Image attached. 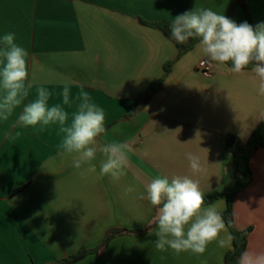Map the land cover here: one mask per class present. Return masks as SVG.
<instances>
[{
    "label": "crops",
    "instance_id": "1",
    "mask_svg": "<svg viewBox=\"0 0 264 264\" xmlns=\"http://www.w3.org/2000/svg\"><path fill=\"white\" fill-rule=\"evenodd\" d=\"M246 2L255 28L264 22V0ZM195 7L244 22L238 0H0V38L15 33V43L30 54L34 87L24 104L41 85L52 93L50 106L62 103L68 80L69 114L87 91L106 113L99 142L133 146L127 175L114 182L100 175L99 153L96 171L81 175L83 168H73L71 158L59 154L57 125L12 128L23 105L0 122V264H57L87 251L74 264H225L233 240L231 249L212 243L203 255L159 251L154 225L106 241L112 231L152 225L156 209L138 197L156 175H189L204 195L233 188L237 177L225 136L247 141L264 122V97L251 70L233 74L210 63L212 76L205 77L196 46L178 59L177 45L142 23L172 22ZM168 62L175 63L159 85ZM144 94L151 99L133 111ZM5 130L11 139H4ZM188 152L200 157L203 173L191 172ZM251 170L253 182L234 199V219L240 231L252 229L246 250L264 252V149L254 154ZM129 186L135 191L126 192ZM212 204L222 213L227 208L225 197Z\"/></svg>",
    "mask_w": 264,
    "mask_h": 264
},
{
    "label": "clouds",
    "instance_id": "2",
    "mask_svg": "<svg viewBox=\"0 0 264 264\" xmlns=\"http://www.w3.org/2000/svg\"><path fill=\"white\" fill-rule=\"evenodd\" d=\"M170 32L178 44L190 38L197 40V50L205 63L233 74H242L252 66L257 94L264 97V22L254 28L247 22L237 24L211 8L195 7L172 19ZM29 56L27 49L15 43V33L0 38V122H8L15 109L23 105L22 112L11 123L12 128L57 125L63 134L59 154L70 157L73 168H83L81 175L96 171L93 162L99 153L103 157L102 177L109 176L116 182L126 176L133 146L128 141L99 142L106 132V113L87 91H81L75 98L78 103L71 114L65 108L74 103L68 80L62 82V103L50 106L52 93L41 85L36 87L35 99L24 104L34 87L30 82ZM3 137L12 138L8 130ZM185 155L193 174L205 171L198 155L191 152ZM134 191L133 186L126 188V192ZM145 193L138 198L146 199L156 209L152 225L157 250L203 255L212 243L231 249L233 236L228 232L231 221L226 225L222 210L215 204L205 205L198 180L189 175H156L145 185ZM237 264H264V252L245 250Z\"/></svg>",
    "mask_w": 264,
    "mask_h": 264
},
{
    "label": "trees",
    "instance_id": "3",
    "mask_svg": "<svg viewBox=\"0 0 264 264\" xmlns=\"http://www.w3.org/2000/svg\"><path fill=\"white\" fill-rule=\"evenodd\" d=\"M238 3L241 5L244 12V22L249 23L250 25L253 22V15L251 9L246 2V0H238ZM144 25H148L160 30L168 39L173 41L178 49L180 59L182 56L187 54L189 51L193 50L197 45L198 41L190 38L184 44H178L174 39L171 38L170 32V24L171 22H159V23H148L142 21ZM175 62H168L164 67V76L159 82V85H162L164 80L169 76L172 71L173 65ZM252 66H249L246 70H251ZM151 99V94H144L138 99H136L132 104L133 111H139L144 109L149 100ZM225 146L226 150L233 157V163L235 167L236 173V183L233 188L226 190H215L205 195V205H209L219 200L222 197H225L227 200V208L222 213L223 218L226 222V225L229 221L231 224L228 226V229L233 236V248L225 255V264H237L240 254L247 249L248 239L252 232V229H247L245 231H240L234 219V199L241 191L248 188L253 182V172L251 170V160L254 154L260 150L264 149V122L260 123L251 133L249 139L247 141L242 140L240 137L232 134H227L225 136ZM154 225L149 226L147 229L143 231H112L108 234L106 241L108 242L110 239L122 235L124 233H145L148 229L153 227ZM90 252H81L64 260H61L57 264H74L77 261L83 259Z\"/></svg>",
    "mask_w": 264,
    "mask_h": 264
},
{
    "label": "built area",
    "instance_id": "4",
    "mask_svg": "<svg viewBox=\"0 0 264 264\" xmlns=\"http://www.w3.org/2000/svg\"><path fill=\"white\" fill-rule=\"evenodd\" d=\"M198 70L203 74L205 77H211L212 71L210 63H205L204 60H202L198 65Z\"/></svg>",
    "mask_w": 264,
    "mask_h": 264
}]
</instances>
